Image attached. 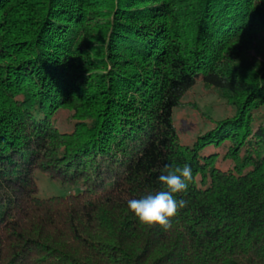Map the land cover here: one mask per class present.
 Wrapping results in <instances>:
<instances>
[{
  "label": "trees",
  "instance_id": "trees-1",
  "mask_svg": "<svg viewBox=\"0 0 264 264\" xmlns=\"http://www.w3.org/2000/svg\"><path fill=\"white\" fill-rule=\"evenodd\" d=\"M198 79L234 111L188 146ZM261 108L264 0H0V264H264ZM185 163L171 228L140 223ZM36 170L83 190L40 198Z\"/></svg>",
  "mask_w": 264,
  "mask_h": 264
},
{
  "label": "rangeland",
  "instance_id": "rangeland-1",
  "mask_svg": "<svg viewBox=\"0 0 264 264\" xmlns=\"http://www.w3.org/2000/svg\"><path fill=\"white\" fill-rule=\"evenodd\" d=\"M233 106L221 99L213 89L206 88L198 79L195 84L185 93L179 106L173 109V122L177 128L180 142L191 146L201 134L214 127L215 121L229 116L233 113ZM264 114V108L259 110ZM65 113H61L60 120H64ZM65 122V121H63ZM225 148L217 143H209L200 148L199 154L207 156L217 153L219 160L217 165L226 169L232 165L229 160H222ZM38 191L37 196L46 198L51 196H64L66 194L77 193L83 190L81 185L62 186L53 181L48 176L36 170L33 173Z\"/></svg>",
  "mask_w": 264,
  "mask_h": 264
},
{
  "label": "clouds",
  "instance_id": "clouds-1",
  "mask_svg": "<svg viewBox=\"0 0 264 264\" xmlns=\"http://www.w3.org/2000/svg\"><path fill=\"white\" fill-rule=\"evenodd\" d=\"M191 180L190 164L185 163L183 166L165 164L158 176L162 190L139 199H129L127 208L140 223L149 227L158 225L168 230L172 226V218L176 217L180 209L186 206L185 200L178 199L177 194L187 192Z\"/></svg>",
  "mask_w": 264,
  "mask_h": 264
}]
</instances>
